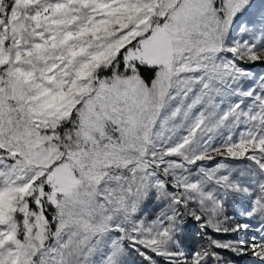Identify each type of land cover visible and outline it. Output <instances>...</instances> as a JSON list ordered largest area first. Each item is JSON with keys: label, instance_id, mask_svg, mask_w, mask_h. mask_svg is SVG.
<instances>
[{"label": "snow or ice", "instance_id": "6c2138e0", "mask_svg": "<svg viewBox=\"0 0 264 264\" xmlns=\"http://www.w3.org/2000/svg\"><path fill=\"white\" fill-rule=\"evenodd\" d=\"M258 65L264 0H0V264H264Z\"/></svg>", "mask_w": 264, "mask_h": 264}, {"label": "rangeland", "instance_id": "374dc122", "mask_svg": "<svg viewBox=\"0 0 264 264\" xmlns=\"http://www.w3.org/2000/svg\"><path fill=\"white\" fill-rule=\"evenodd\" d=\"M261 69H264V65H258L256 69H254V71L259 72ZM149 211H154V209L151 206H149ZM191 231H192V246L195 247L201 242V240L198 235V231H199L198 225L194 221L191 222ZM217 238L218 239H230L231 237L221 236ZM225 255L226 257H231V253H226ZM235 259L237 260V264H252L251 257H244V258L237 257Z\"/></svg>", "mask_w": 264, "mask_h": 264}]
</instances>
